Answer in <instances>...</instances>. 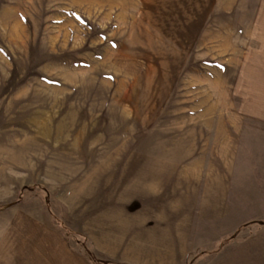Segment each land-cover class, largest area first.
<instances>
[{
    "label": "rangeland",
    "instance_id": "374dc122",
    "mask_svg": "<svg viewBox=\"0 0 264 264\" xmlns=\"http://www.w3.org/2000/svg\"><path fill=\"white\" fill-rule=\"evenodd\" d=\"M88 264H264V0H0V230Z\"/></svg>",
    "mask_w": 264,
    "mask_h": 264
},
{
    "label": "crops",
    "instance_id": "0c3cea01",
    "mask_svg": "<svg viewBox=\"0 0 264 264\" xmlns=\"http://www.w3.org/2000/svg\"><path fill=\"white\" fill-rule=\"evenodd\" d=\"M0 264H88L54 230L17 216L0 230Z\"/></svg>",
    "mask_w": 264,
    "mask_h": 264
}]
</instances>
